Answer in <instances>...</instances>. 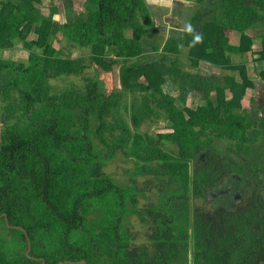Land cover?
Masks as SVG:
<instances>
[{
	"label": "trees",
	"instance_id": "trees-1",
	"mask_svg": "<svg viewBox=\"0 0 264 264\" xmlns=\"http://www.w3.org/2000/svg\"><path fill=\"white\" fill-rule=\"evenodd\" d=\"M196 2L213 5L210 18L201 23L199 14L184 35L164 39L146 0H86L65 24L55 20L56 5L43 14V0H0V59L16 42L29 52L28 66L0 60V264H264L258 175L235 207L200 204L264 166V154L260 163L240 158L264 137V118L242 105L255 87L247 32L264 29V0ZM152 36L164 42L152 43L156 61L143 66ZM73 48L90 58L72 59ZM187 48L197 72L181 62ZM201 62L223 74L203 73ZM97 63L121 67L120 90L105 94L91 77L82 87L54 84ZM227 90L230 99L215 96ZM192 94L203 101L196 109L187 105ZM162 120L171 131L149 135ZM220 142L230 146L226 155ZM120 156L134 163L130 185L106 171ZM133 217L150 228L146 243L137 242Z\"/></svg>",
	"mask_w": 264,
	"mask_h": 264
},
{
	"label": "rangeland",
	"instance_id": "rangeland-1",
	"mask_svg": "<svg viewBox=\"0 0 264 264\" xmlns=\"http://www.w3.org/2000/svg\"><path fill=\"white\" fill-rule=\"evenodd\" d=\"M148 4L151 7L153 19L155 21V35L161 36L164 39H168L172 36L177 35H184L185 32L190 27L191 21L195 16H199V14L204 15L203 19L200 21L203 23L205 20L210 18L211 16V8L213 5H211L210 2L209 5L205 6H199L198 3H196L193 0H146ZM214 3V2H213ZM59 7V11H63V13H58L55 16L56 22H62L65 24L70 16H73V14L70 11V7L66 5V0H43L42 5H39V9L43 12V14L48 15L50 13V9L54 6ZM73 10H75V14L77 15L80 10H76L75 6H72ZM211 10V11H210ZM259 31L264 32V29H258L257 31H253L254 35L259 34ZM62 36V34H61ZM60 36V37H61ZM130 36V34L128 35ZM157 36H152L149 39V44H146V54L139 60V62L143 66H150L152 65L156 59V55L153 53L152 43H161L164 42L162 39L158 38ZM35 36H31L30 39L34 38ZM239 38V35L231 34L229 39L232 41V43L238 44L236 41ZM19 43L20 48L21 45L23 46L22 42H16ZM67 43V42H66ZM58 49L65 46V43L56 42L54 44ZM263 50V42L262 38L255 37V44L253 48V54L248 55V59L250 62L246 66V70L248 73V78H250L254 83L256 82L259 85L264 83V75H261V73L264 71V62L258 63V60L261 59V52ZM72 52V59H76L79 57L85 56L87 59L90 58L91 52L89 50H80L77 48H73L70 50H66V53ZM191 50L189 48L184 50V56L181 59V62L185 64L184 68L185 70L194 71L197 72L198 68L193 66V62L191 60L192 54L190 53ZM17 54V52H14ZM14 53H11L8 57V60H13ZM21 58L19 61L22 64H26L29 59V52L27 50L22 49ZM4 58V56H3ZM16 59V56L14 57ZM193 59V58H192ZM29 63V62H28ZM27 63V66H28ZM209 63L201 62L199 65V69L203 73L213 72L219 75L223 74V70L221 68H215L209 70ZM103 65L97 63L93 64L88 70H86L85 76H73L72 78H65L63 80H56L54 81V84L57 85L60 88H68L70 85H76V86H84L86 83V78H96L98 79L100 83L101 91L105 94H110L113 90H120L122 88L121 83V77H120V71L121 67L116 66L113 67L111 71H105L102 67ZM261 67L262 70H258L255 68ZM258 70V71H256ZM264 74V73H263ZM238 75H240V72H238ZM263 78V79H262ZM142 81H146L145 77H141ZM163 88L166 91H170L176 98L179 97V93L176 91V85L175 84H165L163 85ZM174 88V89H172ZM261 92H263V88H248L245 97L242 101V105L244 109L251 111H258L260 114L258 117L262 118L264 116V110L260 106L259 100L262 102L264 101V97L261 96ZM215 95V93L213 94ZM215 96H219L220 100H227L232 97V93L230 90L218 93ZM254 97V98H253ZM253 98V99H252ZM216 100V98H215ZM253 100L257 101L256 104H253ZM203 101L201 96L194 95L189 97L187 101V105L191 108H197L198 106L202 105ZM180 106V105H179ZM171 125L167 122H164L163 120L156 124H149L147 129H149L147 132L152 137L156 138L158 134L160 133H167L170 132L169 130ZM0 140H1V126H0ZM230 146L227 143L220 142L217 144V151L218 153H221L222 155H226L228 153V148ZM173 149H175L173 147ZM235 151V148H232ZM264 154V137L260 138L257 145L253 148V150L249 154H244V156L240 157L237 155V157H240L241 159L244 158H250L251 162L253 163H260V157ZM236 154L234 153V156ZM244 157V158H243ZM264 161V159H262ZM242 162V160H239ZM134 170V163L130 160L125 159L124 157L120 156L115 161H113L107 168L106 171L108 174H110L116 181L120 182L123 185H130L129 183V176L130 173H132ZM256 175L260 177V180L262 183H260V186L262 187V193L264 195V166L259 171L254 172L251 174V176H241V175H235L232 179H230L226 185L222 188H219L217 190H210L206 195L204 201H201L200 204H205L206 206L210 208H215L219 205L229 206V207H235L236 203L244 198V195L247 193L248 190L252 189V180L256 179ZM137 181L139 182V185L143 184L145 181H147L146 178H138ZM155 194V191L152 192ZM152 193H149V196L152 195ZM264 197V196H263ZM148 204V201L146 198L141 199V206H145ZM133 224L135 225V231L138 232L137 242L146 243L147 237L150 234V228L139 222V220L136 217L132 218Z\"/></svg>",
	"mask_w": 264,
	"mask_h": 264
},
{
	"label": "crops",
	"instance_id": "crops-1",
	"mask_svg": "<svg viewBox=\"0 0 264 264\" xmlns=\"http://www.w3.org/2000/svg\"><path fill=\"white\" fill-rule=\"evenodd\" d=\"M193 1H195L196 2V0H193ZM197 3V2H196ZM199 4V3H198ZM200 6V5H199ZM60 12V11H59ZM253 31H257L258 32V30H254V29H250L247 33L251 36H253L254 38L255 37H258V34H255L254 35V32ZM233 34H235V35H239V38L237 39V43L238 44H235V46H237V45H239V43H240V34H238L237 32H234V33H232V35ZM230 43L232 44V45H234L233 43H232V41H230ZM21 47L22 48H20V45H19V43H15V47H14V49H10V50H7V51H4V53H3V56H4V58L2 57L0 60H7V61H10V60H8V57H9V55L11 54V53H14V52H17V54H15L14 53V55H13V60H12V62H21V61H19L21 58H19L20 56H21V53L20 52H22V49H24L23 48V46L21 45ZM25 50V49H24ZM16 56V59H14V57ZM18 58H19V60H18ZM250 62V60L248 59V62H247V64ZM255 69H258V70H262V68L261 67H259L258 68V66H257V68H255Z\"/></svg>",
	"mask_w": 264,
	"mask_h": 264
},
{
	"label": "flooded vegetation",
	"instance_id": "flooded-vegetation-1",
	"mask_svg": "<svg viewBox=\"0 0 264 264\" xmlns=\"http://www.w3.org/2000/svg\"><path fill=\"white\" fill-rule=\"evenodd\" d=\"M70 11H71V13H72L73 16H74V14H75V10H73V9L70 7ZM262 79H263V78H262ZM263 80H264V79H263ZM254 85H255L254 88H263V92H261V96L264 97V83H262L261 85L258 86V84L255 82ZM253 98H254V97H253ZM253 98H252V99H253ZM256 102H257V101H256ZM259 103L261 104L260 106H261L262 109L264 110V101L262 102L261 100H259ZM262 118H264V116H262Z\"/></svg>",
	"mask_w": 264,
	"mask_h": 264
},
{
	"label": "water",
	"instance_id": "water-1",
	"mask_svg": "<svg viewBox=\"0 0 264 264\" xmlns=\"http://www.w3.org/2000/svg\"><path fill=\"white\" fill-rule=\"evenodd\" d=\"M85 1L86 0H75V8H76V10H80V8L82 9V10H84L85 8H84V3H85ZM60 10V9H59ZM59 13H63V11H60ZM77 264H87L85 261H83V262H81V263H77Z\"/></svg>",
	"mask_w": 264,
	"mask_h": 264
},
{
	"label": "clouds",
	"instance_id": "clouds-1",
	"mask_svg": "<svg viewBox=\"0 0 264 264\" xmlns=\"http://www.w3.org/2000/svg\"><path fill=\"white\" fill-rule=\"evenodd\" d=\"M199 39H200V37H199V36H197V37H196V40H199Z\"/></svg>",
	"mask_w": 264,
	"mask_h": 264
}]
</instances>
